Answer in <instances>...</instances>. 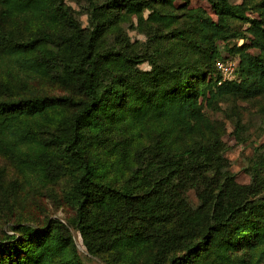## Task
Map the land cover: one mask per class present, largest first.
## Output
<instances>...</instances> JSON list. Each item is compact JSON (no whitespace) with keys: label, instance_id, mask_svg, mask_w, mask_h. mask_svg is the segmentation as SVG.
Wrapping results in <instances>:
<instances>
[{"label":"trees","instance_id":"16d2710c","mask_svg":"<svg viewBox=\"0 0 264 264\" xmlns=\"http://www.w3.org/2000/svg\"><path fill=\"white\" fill-rule=\"evenodd\" d=\"M183 1L86 0V33L65 0H0V7L16 15L29 10V22L46 18L66 30L53 37L42 28L37 35L16 38L0 29V53L33 51L44 71L11 67L22 78L55 71L60 82L79 93L0 94V153L19 171L48 179L56 166L47 168L48 146L55 145L80 169L67 192L75 208L69 223L92 238L91 243L86 239L91 254L97 245L114 249L121 264H260L264 191L255 195L249 193L254 183L236 182L203 108H214L226 98L264 94V0H205L212 13ZM144 9L149 11L147 20L160 30L147 33L140 47L120 38L116 47L102 49L109 31L131 16L141 22ZM250 10L257 15H249ZM236 22L245 24L244 29ZM39 42L52 49L51 55L38 52ZM222 47L238 56L232 80L220 81L215 70L216 60L223 59ZM68 51L74 60L66 65ZM142 62L149 63V71L136 66ZM101 68L108 72L103 80ZM61 114L65 127L56 130L51 122ZM42 127L45 142L37 138ZM116 134L124 141L121 155ZM94 147L117 153L121 171L137 155L130 173L137 176L118 185L99 181L100 152L95 154ZM251 167L258 168L255 174L264 172V143ZM189 187L199 198L197 220L183 212ZM54 221L39 228L23 226L24 236L0 239V264H55L64 252L67 256L59 264H88L90 258L76 252L66 226Z\"/></svg>","mask_w":264,"mask_h":264},{"label":"rangeland","instance_id":"374dc122","mask_svg":"<svg viewBox=\"0 0 264 264\" xmlns=\"http://www.w3.org/2000/svg\"><path fill=\"white\" fill-rule=\"evenodd\" d=\"M238 3L241 0H230ZM183 0H174V4L183 3ZM65 3L75 12L76 19L87 33L89 30L88 11L90 9L89 2L86 0H65ZM188 6H200L205 8L209 13H212L210 5L205 0H189ZM148 10L144 9L142 20L139 22L135 16L130 19H122L118 28H113L102 40V49L114 48L116 39L125 38L135 47H140L147 33L155 30H160V27L147 20ZM29 10H24L16 15L13 10L6 6L0 7V29L8 31L16 38H25L32 35H37L45 28L53 37L55 33L65 32L55 21H47L46 18H34L30 22L26 15ZM249 15L256 16L257 12L250 10ZM235 26L239 29H244L245 24L236 22ZM66 33V32H65ZM241 43V42H239ZM116 47V46H115ZM36 49L38 52L47 57L51 55L52 49L44 42H39ZM253 52H256L253 50ZM221 56L223 59H218L216 63L223 65H232L236 72L238 56L228 53L222 47ZM4 58V59H2ZM74 60V55L70 51L65 55L66 65H69ZM221 63V64H222ZM11 66L24 68L31 66L32 69L43 72L44 65L33 56V51L16 50L10 54L0 53V94L1 96H18L27 95L34 91L40 94H65L71 93L78 97L79 93L67 87L66 81L60 82L55 71L48 76H31L23 77L20 71L14 70ZM113 63H110L107 69H111ZM142 71H149L150 65L148 62H142L136 65ZM100 80H103L108 75L105 68L100 69ZM78 94V95H77ZM204 113L213 121V130L218 139L224 146V157L228 162L229 170L234 174L236 182L239 184L250 185L249 193L255 195L264 191L262 183H264V172L255 174L258 168H252L251 164L256 157V149L264 143V94L252 99H233L226 98L218 101L214 108L204 107ZM68 113V112H67ZM65 118L64 114L59 115L51 122V127L56 130L63 129ZM121 127V126H120ZM119 128V127H118ZM117 128V129H118ZM116 129V130H117ZM38 131V129H35ZM37 138L42 142L47 139L46 130L42 127L37 134ZM116 150L121 155L120 146L124 143L121 135H115ZM97 150V151H96ZM49 156L51 158L47 168L56 165L48 179H40L31 172H21L15 165L14 161L5 158L0 153V239L8 240L11 237H21L26 234L23 226L44 227L47 223L53 224L56 220L61 225L66 226L72 244L76 252L82 258H90L88 264H108V260L116 255L117 258L114 264H121L120 254L114 249H106L95 245L92 249L94 254L90 253L87 247L86 239L91 243L92 238L88 235H82L69 221L75 214L74 206L67 199V192L71 187L76 175L80 169L68 163L65 158V153L59 146H48ZM93 151L100 152L96 154L100 158L97 165L98 180H111L116 185L121 184L127 177L134 179L137 174H130L131 168H134L139 157L133 155L131 162L125 170L121 171L116 161L121 163L122 159L117 153L110 152L102 147L93 148ZM42 158V155H41ZM27 169V168H25ZM124 169V167H123ZM28 171V169H27ZM129 175V176H128ZM262 181V182H261ZM199 193L202 187L199 186ZM187 203L183 207V212L188 218L197 220V214L194 210L199 203L197 191L194 187H189L186 191ZM95 210V209H94ZM70 252V249L67 250ZM131 254L134 251H130ZM64 254V256L62 255ZM141 260L147 257V252L140 253ZM67 255L60 253L55 264H59ZM260 264H264V261Z\"/></svg>","mask_w":264,"mask_h":264},{"label":"built area","instance_id":"2783aa9c","mask_svg":"<svg viewBox=\"0 0 264 264\" xmlns=\"http://www.w3.org/2000/svg\"><path fill=\"white\" fill-rule=\"evenodd\" d=\"M221 63H216V68L219 72L220 81L232 80L233 78H235V71L232 65H223V63Z\"/></svg>","mask_w":264,"mask_h":264}]
</instances>
